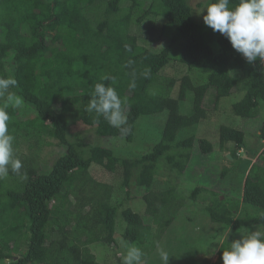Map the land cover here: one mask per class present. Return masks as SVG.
<instances>
[{
  "label": "trees",
  "instance_id": "1",
  "mask_svg": "<svg viewBox=\"0 0 264 264\" xmlns=\"http://www.w3.org/2000/svg\"><path fill=\"white\" fill-rule=\"evenodd\" d=\"M238 2L230 0L229 6ZM150 18L162 21L159 33L168 39L158 52L139 44L129 32ZM26 30L28 37L22 35ZM175 51L188 74L161 75ZM103 76L114 79L101 81ZM0 77L17 81L12 89L36 114L22 122L7 107L13 158L22 168L14 173L9 167L8 176L0 179V264H99L89 247L116 244L118 216L125 223L122 240L142 251L147 244L149 257L185 200L196 201L206 191L195 188L187 198L178 196L173 186L150 189L158 162L180 177L195 147L204 155L225 153L229 146L243 148L251 134L243 128L219 124L217 149L216 143L194 134L208 121V96L216 108L242 81L243 97L231 112L244 122L256 120L264 104V61L247 63L225 36L194 21L186 0H0ZM98 82L114 87L127 101L126 134L103 116L85 111ZM163 112L167 116L159 143L138 159H120L110 149L89 145L80 134L70 133V126L80 123L93 127L99 138L131 143L141 116ZM183 129L193 132L179 140ZM257 131L253 135L264 143V122ZM43 137L57 141L62 150L48 167L40 155ZM93 165L119 172L126 201L133 183L147 190L140 194L146 207L142 216L127 208L117 216L121 203L108 199L111 186L87 176ZM227 172L224 168L221 176ZM211 194L214 201L205 209L208 220L217 225L214 237L228 230L264 231V145L244 176L240 200L221 201L220 194ZM240 204L245 212L234 217ZM249 207L258 211L251 215ZM229 243L219 246L214 264H223Z\"/></svg>",
  "mask_w": 264,
  "mask_h": 264
},
{
  "label": "rangeland",
  "instance_id": "2",
  "mask_svg": "<svg viewBox=\"0 0 264 264\" xmlns=\"http://www.w3.org/2000/svg\"><path fill=\"white\" fill-rule=\"evenodd\" d=\"M186 2L191 8L194 21L204 23L203 16L206 15V7L210 0H186ZM161 25V20L150 18L139 26H132L129 32L138 38L139 44L154 52H158L168 42V39L159 33ZM217 33L220 34L219 32ZM22 35L28 37L29 31H22ZM173 56L175 59L169 62L168 66L161 72V75L179 78L184 74H188L187 69L177 61V51H175ZM200 75L202 74L198 73V76ZM234 76L239 78L238 73H234ZM242 87V81L239 80L232 91V95L222 99L216 108L212 101L213 98L208 96L205 103L209 116L208 121L202 123L194 132V134L197 133V137L204 138L215 144L218 140L217 129L219 124L224 123L236 128H243L251 134H248L245 138V145L242 149L236 151L235 147L229 146L225 153H219L215 150L213 153L204 155L199 153L195 147L192 150V157L187 168L180 177H176L173 173L170 174L167 171V166L162 161L157 164L156 178L150 189L164 191L173 186L176 187L178 196L187 198L195 188L203 187L206 190L198 195L196 201L186 199L173 224L167 230H164L162 241L160 240L161 242L158 245L168 252L170 256L168 264H214L217 261L216 253L219 246L225 241L231 243L240 239L242 234L248 230L244 229L236 234H232L228 230L222 233L221 236L214 237L216 236L217 225L212 224L208 220L205 209L208 203L210 204L214 201L211 192L220 194L219 198L221 201L226 199V197L241 199L244 176L249 168L255 164V160L264 145L253 135L258 132L259 123L264 122V104L259 107L257 121L244 122L232 115L231 106L243 97L244 91H242ZM8 91L12 94V99L8 100L6 94L4 97H0V101L16 112L17 120L25 122L36 115L29 105L22 102L14 89L10 88ZM16 99L20 100L19 105H16ZM166 116V112L158 115L141 116L137 121L134 140L131 143H126L124 138H99L95 135L93 127H86L80 123L71 125L70 133L71 136L76 133L80 134L85 143L89 145L110 149L120 159H138L149 153L159 143ZM189 131L191 130L183 129L179 131L177 139L187 138L193 132ZM42 141L44 143L40 153L42 156L41 160H43L42 165L48 167L55 157L60 155L62 150L58 142L49 137H43ZM215 148L217 149V143ZM224 168L228 172L222 177L221 174ZM87 176L90 181L94 180L111 186L112 191L109 192L108 199H111L112 203H121L117 216L121 210L126 208L131 209L139 216H142L145 212L146 207L140 194L145 193L147 190L139 188L133 183L129 189L131 199L126 201V191L120 189L121 178L119 172L111 174L103 168L93 165L90 167ZM246 211L252 215L258 210L249 207ZM243 212H245V209L240 204L238 210L234 213V217L241 216ZM124 229L125 223L118 216L115 233L116 244L110 247L94 244L89 247L99 264H122L121 256L124 253L126 254L125 246L128 245L122 240ZM145 248V251H142L144 254L142 257L143 264H163L157 247L151 251L149 257H145L149 246L146 244ZM76 260L78 261L77 258Z\"/></svg>",
  "mask_w": 264,
  "mask_h": 264
},
{
  "label": "clouds",
  "instance_id": "3",
  "mask_svg": "<svg viewBox=\"0 0 264 264\" xmlns=\"http://www.w3.org/2000/svg\"><path fill=\"white\" fill-rule=\"evenodd\" d=\"M230 0H215L206 7L203 16L204 24L214 32L225 36L232 48L243 56L247 63L260 60L264 61V0H239L233 7L229 6ZM108 76L101 77L107 81ZM17 81L11 77H0V97L7 94L8 100L12 99L9 89L15 87ZM135 87V81L130 84ZM86 112H95L122 133L130 131L127 117L124 114V105L127 103L119 97L114 87L98 82L94 85ZM16 105L20 100L16 99ZM7 104L0 106V179L9 174V167L14 173H19L22 163L13 158L14 137L9 133L8 121L10 119ZM126 254L121 256L122 264H143V252L139 247L128 244ZM157 251L163 264H168V252L157 245ZM223 264H264V231L246 230L241 238L229 243L222 253Z\"/></svg>",
  "mask_w": 264,
  "mask_h": 264
}]
</instances>
